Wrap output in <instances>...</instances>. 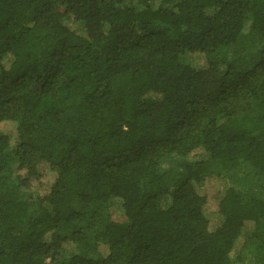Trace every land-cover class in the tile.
<instances>
[{
    "label": "trees",
    "instance_id": "1",
    "mask_svg": "<svg viewBox=\"0 0 264 264\" xmlns=\"http://www.w3.org/2000/svg\"><path fill=\"white\" fill-rule=\"evenodd\" d=\"M248 241L264 264V0H0V264H243Z\"/></svg>",
    "mask_w": 264,
    "mask_h": 264
},
{
    "label": "rangeland",
    "instance_id": "2",
    "mask_svg": "<svg viewBox=\"0 0 264 264\" xmlns=\"http://www.w3.org/2000/svg\"><path fill=\"white\" fill-rule=\"evenodd\" d=\"M196 60H195V63L198 64V65H202L203 62L202 60L198 59L197 57H195ZM173 162H177L179 163L178 160H171L170 158L168 159H165L161 162L160 164V169H165L169 166H171L173 164ZM15 168V162H13L12 160L9 162V173L6 175L5 173V180L6 181H9L11 178H13V174H11V171H13V169ZM242 170H239V171H235V175H233V178H232V182L235 183V185H237L238 187H241V186H245V181H246V174H244L243 172H241ZM225 183V180L223 178L221 179H217L216 181L212 182V183H207L205 182L202 187H201V190H206V192L211 195V194H214L216 193L217 191L220 190V188L223 186V184ZM245 192L247 194H245V198H248V197H253V193H254V190L252 188L249 189H246ZM105 215H106V212H105V209H103V212L100 216V219H99V224L98 226H101L102 222H104V219H105ZM94 232V230H93ZM255 252V243H253L252 241H248L245 245V247L243 248V251L241 252V257L242 259L244 260L243 264H250L251 263V260H252V257H253V254Z\"/></svg>",
    "mask_w": 264,
    "mask_h": 264
}]
</instances>
